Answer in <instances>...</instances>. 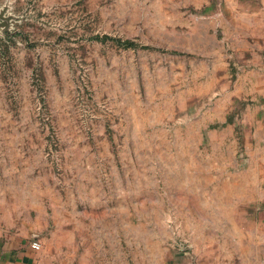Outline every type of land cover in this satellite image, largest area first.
I'll list each match as a JSON object with an SVG mask.
<instances>
[{
	"label": "rangeland",
	"instance_id": "374dc122",
	"mask_svg": "<svg viewBox=\"0 0 264 264\" xmlns=\"http://www.w3.org/2000/svg\"><path fill=\"white\" fill-rule=\"evenodd\" d=\"M1 235L264 264V0H0Z\"/></svg>",
	"mask_w": 264,
	"mask_h": 264
},
{
	"label": "crops",
	"instance_id": "0c3cea01",
	"mask_svg": "<svg viewBox=\"0 0 264 264\" xmlns=\"http://www.w3.org/2000/svg\"><path fill=\"white\" fill-rule=\"evenodd\" d=\"M47 258L39 244L21 241L12 246L10 238L0 236V264H46Z\"/></svg>",
	"mask_w": 264,
	"mask_h": 264
},
{
	"label": "trees",
	"instance_id": "16d2710c",
	"mask_svg": "<svg viewBox=\"0 0 264 264\" xmlns=\"http://www.w3.org/2000/svg\"><path fill=\"white\" fill-rule=\"evenodd\" d=\"M124 45L127 48L134 47V44L132 42H125Z\"/></svg>",
	"mask_w": 264,
	"mask_h": 264
}]
</instances>
